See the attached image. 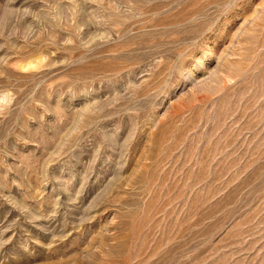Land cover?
Returning <instances> with one entry per match:
<instances>
[{"label": "rangeland", "instance_id": "rangeland-1", "mask_svg": "<svg viewBox=\"0 0 264 264\" xmlns=\"http://www.w3.org/2000/svg\"><path fill=\"white\" fill-rule=\"evenodd\" d=\"M0 264H264V0H0Z\"/></svg>", "mask_w": 264, "mask_h": 264}]
</instances>
